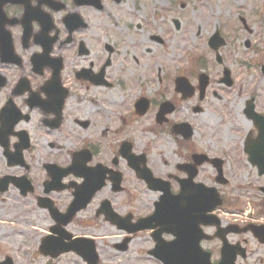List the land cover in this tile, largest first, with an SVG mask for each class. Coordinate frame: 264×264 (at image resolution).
I'll use <instances>...</instances> for the list:
<instances>
[{"label":"flooded vegetation","instance_id":"obj_1","mask_svg":"<svg viewBox=\"0 0 264 264\" xmlns=\"http://www.w3.org/2000/svg\"><path fill=\"white\" fill-rule=\"evenodd\" d=\"M185 8L0 0V200L33 204L22 214L27 222L37 213V239L15 249L37 253V264H120L129 252L158 263L148 255L151 231L117 228L151 216L160 193L149 190L148 172L174 195L215 190L213 215L233 229L225 239L243 246L245 260L250 245L264 246V6L207 28L206 37L201 19L188 26ZM189 33L196 50H185ZM198 50L208 58L187 64V51ZM235 189L244 206L231 204ZM202 230L210 238L200 247L216 261L217 227Z\"/></svg>","mask_w":264,"mask_h":264},{"label":"rangeland","instance_id":"obj_2","mask_svg":"<svg viewBox=\"0 0 264 264\" xmlns=\"http://www.w3.org/2000/svg\"><path fill=\"white\" fill-rule=\"evenodd\" d=\"M182 1L187 7L186 12L189 14L187 19L188 22H192L193 25H196V21L201 19L205 22V27L200 30L201 35L204 37L207 34L206 29L211 30L214 25L222 22V20H230V18L236 17L239 11L247 13L253 10V8L263 7L264 0H179ZM189 40L185 44V50L190 48V50H196V47L200 46V41L194 42L190 39V33L188 34ZM142 45H147L142 43ZM151 47V46H148ZM153 50L154 47H151ZM172 50V48H169ZM156 52H158L156 50ZM162 49L160 50V53ZM187 64H190L194 59L199 57H206L208 55L201 52L200 50L194 54L187 51ZM163 59V55H162ZM173 60V58H172ZM163 62V60H162ZM171 63H174L173 61ZM162 176V173H159ZM235 176H233L234 178ZM250 177V176H249ZM237 179H233L236 181ZM242 181V179H239ZM248 190V189H247ZM252 192V190H249ZM230 193H233L237 196L236 200L229 199L232 205H235L233 201H236L238 207L244 206L245 196L241 198V190L235 189ZM143 196V200L146 203V199L150 196ZM4 200H0V257L4 255H9L14 264H37V256L33 252H21L16 250L17 246H31L30 242L37 239V233H34L31 227L37 226V221L33 220L37 216V213H30L27 215V222L23 218V212L26 208L27 211L34 209L32 203H25V207H20L19 204L10 202L6 196L3 197ZM248 211L247 207L244 209ZM37 228V227H34ZM108 229V228H107ZM31 230L32 232H29ZM138 240V239H137ZM136 240V241H137ZM135 241V242H136ZM139 242V240H138ZM138 246H141L140 244ZM137 246V247H138ZM144 246V245H142ZM139 256L136 252L126 253L125 256H122L120 264H155L147 258L145 254L140 253ZM137 259H140L137 260ZM260 260V264H264V246L251 251L249 262L246 264H258L257 260Z\"/></svg>","mask_w":264,"mask_h":264},{"label":"water","instance_id":"obj_3","mask_svg":"<svg viewBox=\"0 0 264 264\" xmlns=\"http://www.w3.org/2000/svg\"><path fill=\"white\" fill-rule=\"evenodd\" d=\"M154 254L163 264H194L193 262H190V254H186V258L184 259L182 254L179 252L178 247L175 246H171L169 248H159L154 252ZM201 257L203 264H208L207 255L202 253ZM220 264H233V259H228L226 257V253L222 252V261Z\"/></svg>","mask_w":264,"mask_h":264}]
</instances>
